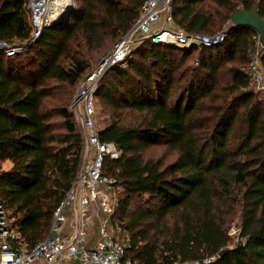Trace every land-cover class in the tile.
Returning <instances> with one entry per match:
<instances>
[{
  "label": "trees",
  "instance_id": "16d2710c",
  "mask_svg": "<svg viewBox=\"0 0 264 264\" xmlns=\"http://www.w3.org/2000/svg\"><path fill=\"white\" fill-rule=\"evenodd\" d=\"M144 1L76 0L63 29H44L28 44V0H0V39L26 44L12 58L0 54V202L25 249L47 236L82 167L83 136L65 107L57 111L62 121H51L46 81L78 84L89 70L82 50L97 52L119 40ZM171 6L174 24L189 34L210 33L216 19L228 22L240 10H255L264 20V0H173ZM257 36L231 26L220 45L192 47L178 60L176 47L146 43L126 68L112 67L101 79L97 97L103 104L142 117L137 126L114 121L98 132L101 142L122 151L120 159L105 161L104 174L117 180L123 196H117L111 227L119 221L127 234L124 260L264 264V103L245 72L257 49L248 37ZM197 51V66L186 68L188 79L177 87V71ZM225 60L237 66L221 84L216 78ZM261 66L264 71V58ZM107 74L126 83L112 88ZM158 143L176 151L174 162L143 160L142 151ZM3 163L9 168L3 170ZM134 197H146L147 205ZM234 219L238 234L232 242Z\"/></svg>",
  "mask_w": 264,
  "mask_h": 264
},
{
  "label": "built area",
  "instance_id": "2783aa9c",
  "mask_svg": "<svg viewBox=\"0 0 264 264\" xmlns=\"http://www.w3.org/2000/svg\"><path fill=\"white\" fill-rule=\"evenodd\" d=\"M173 0H145L137 21L123 35L94 68L78 82L77 94L70 112L74 123L83 131V142L89 150L87 159L77 173L64 200L55 209L47 236L32 248L25 249L22 239L0 202V264H133L124 260V242L111 234L113 215L120 186L116 179L104 174L105 161L118 160L122 151L113 143L101 142L95 125L98 87L105 73L112 67L124 69L133 53L144 44L168 45L190 50L207 48L224 42L226 32L214 35L189 34L174 24ZM75 0H28V25L33 44L44 29L57 25ZM73 9V8H72ZM71 9V10H72ZM245 68L250 86L264 94V73L261 59L264 46ZM26 44L0 39V54L12 58L24 51ZM101 216L99 237L94 248H87V221L92 208ZM72 220H68L67 214ZM71 231L65 232L64 227ZM238 230L231 228L229 236L237 237ZM211 259L185 264H208ZM179 264V263H176Z\"/></svg>",
  "mask_w": 264,
  "mask_h": 264
},
{
  "label": "rangeland",
  "instance_id": "374dc122",
  "mask_svg": "<svg viewBox=\"0 0 264 264\" xmlns=\"http://www.w3.org/2000/svg\"><path fill=\"white\" fill-rule=\"evenodd\" d=\"M212 6L214 7V5H212ZM75 7H76V0H75V4L72 7L73 9L65 15L66 21H65L64 25L59 24L55 28L63 29L65 27V25L70 21V19L72 17V12L74 11ZM230 27H231L230 21L220 22L219 19H216V26H215L214 30L210 33H205V34L214 35L218 32L225 31L226 36H227ZM117 40H118V38L109 42L105 47H103L102 49H100L97 52H88V51L82 50V55L84 56V58H87V63L89 65L88 72H90L94 68V66H96V64L106 54H108L110 52V50L112 49V47L114 46V44ZM248 40L249 41L254 40L258 44V36L255 38L248 37ZM145 49H146V47L141 46V48L139 50L142 52ZM176 49L177 50L172 51V54H173L174 58H177V60L182 59L184 57V52L190 51V50H183L182 48H178V47H176ZM147 50H150V49H147ZM257 52L258 53L260 52L258 46H257L256 52L253 55L252 59L254 58V56L256 55ZM260 53H262V51ZM199 55H200V53L198 51L191 53L190 55L188 54V57L185 59V63L179 68V70L177 71V73L175 75L176 78H178V80H179V77L182 76L180 85L176 84L177 87L184 84L186 82V80L188 79L189 73L186 70V68L197 66L196 62L198 61ZM136 58L137 57H133L129 60L132 61V60H135ZM64 64L65 65L68 64L67 61ZM139 66L142 69L141 64H139ZM219 66H220L219 75H218V78H216V79L221 84H224V83L228 82V80H229V75L227 73L228 69L231 67L237 66V64H236V62H228L225 60ZM143 68L147 69L146 67H144V65H143ZM261 69L263 71L262 66H261ZM129 74L131 75V73H129ZM109 76H111V75L110 74L106 75V81L108 80V82H111L110 84H112V86H113L112 88H116V87L118 88L119 82L126 83L125 80H122V81L121 80H113V82H112V80L109 79ZM132 82L133 81L131 80L130 83H132ZM46 88L48 90H50L51 97H48L47 99H45V106L44 107L46 108V110L51 111V121L60 123L62 120L57 115V111L60 107H65L67 109V111L70 112L72 101L74 100V98L77 94L78 84H75L74 86H69L65 82H57L54 80H47L46 81ZM250 88L256 94V98L258 100H261L264 103V94L260 91H257L256 89H254L252 87H250ZM119 90L122 91L123 89H121L119 87ZM64 102H65V104H64ZM95 108H96L95 125L99 130L102 129L103 127H105L106 125H108L109 123L114 122V121H116L120 126H123V127H125V126H137L140 124L141 119H142L140 114H138L134 111H131L127 108H118L116 110L110 108L106 104H103L100 101L99 97L96 98ZM75 127L80 134H82V135L84 134L80 126L75 124ZM88 154H89V150H88L87 146L85 144H83V149H82V153H81L82 165H83L84 161L87 159ZM141 156H142L144 161H153V162L159 161L164 166H166V165L171 164L172 162L175 161V159L177 157V153H176V151L171 149L168 145L163 144V143H158L156 145H151L146 150L142 151ZM9 166L10 165L8 163H3L1 168L3 170H6L9 168ZM121 193L122 192H121V188H120V192L118 194L119 199H121L123 197L121 195ZM146 200H147L146 197H143V198L134 197L135 203L140 204V206H142V207L147 205V203H145V202H143L144 204L142 203V201H146ZM153 204H155L154 201H153ZM148 206H150V208L152 207L149 204H148ZM132 207L136 208V205H133ZM119 224H120L119 221L115 222V225L113 227H111L110 231L114 237L118 238L121 242H124V239L127 236V234L122 231V227ZM231 228L238 230L237 219H234L233 222L230 224L229 230ZM229 237L232 239V242L236 241L235 235L229 236Z\"/></svg>",
  "mask_w": 264,
  "mask_h": 264
},
{
  "label": "water",
  "instance_id": "95a60500",
  "mask_svg": "<svg viewBox=\"0 0 264 264\" xmlns=\"http://www.w3.org/2000/svg\"><path fill=\"white\" fill-rule=\"evenodd\" d=\"M71 9H72V7L69 6L65 15L69 11H71ZM65 15L64 16L62 15L58 19L57 25H59V24L64 25V23L66 21ZM229 21H230L232 27H241V28L252 29L258 35V41H259L260 45L264 46V20L259 16V14L255 10H249V11L240 10L238 12H235L234 14H232L230 16ZM56 26H54V27H56ZM224 253H225V250H222L219 253V256H222Z\"/></svg>",
  "mask_w": 264,
  "mask_h": 264
},
{
  "label": "crops",
  "instance_id": "0c3cea01",
  "mask_svg": "<svg viewBox=\"0 0 264 264\" xmlns=\"http://www.w3.org/2000/svg\"><path fill=\"white\" fill-rule=\"evenodd\" d=\"M68 220L71 221L72 217L71 215L68 213ZM100 220H101V216L98 213V211L93 207L90 211V215L87 221V238H86V242L85 245L87 248H94L98 237H99V225H100ZM65 232H70V226L66 225L64 228Z\"/></svg>",
  "mask_w": 264,
  "mask_h": 264
}]
</instances>
